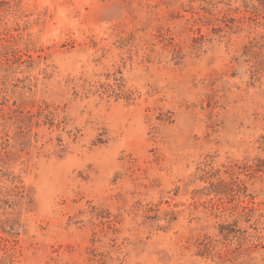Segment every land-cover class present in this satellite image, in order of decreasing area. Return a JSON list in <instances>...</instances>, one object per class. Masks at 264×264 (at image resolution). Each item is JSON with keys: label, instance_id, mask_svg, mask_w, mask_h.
I'll return each mask as SVG.
<instances>
[{"label": "rangeland", "instance_id": "1", "mask_svg": "<svg viewBox=\"0 0 264 264\" xmlns=\"http://www.w3.org/2000/svg\"><path fill=\"white\" fill-rule=\"evenodd\" d=\"M0 264H264V0H0Z\"/></svg>", "mask_w": 264, "mask_h": 264}]
</instances>
